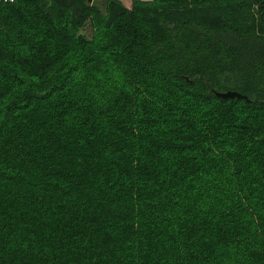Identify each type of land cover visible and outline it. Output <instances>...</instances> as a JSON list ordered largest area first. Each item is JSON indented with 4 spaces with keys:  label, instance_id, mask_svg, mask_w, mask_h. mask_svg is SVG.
Returning <instances> with one entry per match:
<instances>
[{
    "label": "trees",
    "instance_id": "trees-1",
    "mask_svg": "<svg viewBox=\"0 0 264 264\" xmlns=\"http://www.w3.org/2000/svg\"><path fill=\"white\" fill-rule=\"evenodd\" d=\"M0 264H264V0L0 2Z\"/></svg>",
    "mask_w": 264,
    "mask_h": 264
},
{
    "label": "water",
    "instance_id": "water-1",
    "mask_svg": "<svg viewBox=\"0 0 264 264\" xmlns=\"http://www.w3.org/2000/svg\"><path fill=\"white\" fill-rule=\"evenodd\" d=\"M218 97L222 99H246L243 95L237 93V92H231L227 91L221 94H217Z\"/></svg>",
    "mask_w": 264,
    "mask_h": 264
},
{
    "label": "rangeland",
    "instance_id": "rangeland-1",
    "mask_svg": "<svg viewBox=\"0 0 264 264\" xmlns=\"http://www.w3.org/2000/svg\"><path fill=\"white\" fill-rule=\"evenodd\" d=\"M118 1H120L126 8H128L132 0H118ZM142 1H147V0H142Z\"/></svg>",
    "mask_w": 264,
    "mask_h": 264
},
{
    "label": "built area",
    "instance_id": "built-area-1",
    "mask_svg": "<svg viewBox=\"0 0 264 264\" xmlns=\"http://www.w3.org/2000/svg\"><path fill=\"white\" fill-rule=\"evenodd\" d=\"M13 0H0V2H3V3H12Z\"/></svg>",
    "mask_w": 264,
    "mask_h": 264
}]
</instances>
